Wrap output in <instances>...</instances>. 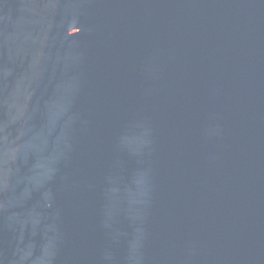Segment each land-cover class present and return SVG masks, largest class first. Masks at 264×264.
Instances as JSON below:
<instances>
[{
    "label": "water",
    "instance_id": "1",
    "mask_svg": "<svg viewBox=\"0 0 264 264\" xmlns=\"http://www.w3.org/2000/svg\"><path fill=\"white\" fill-rule=\"evenodd\" d=\"M0 264H264V0H0Z\"/></svg>",
    "mask_w": 264,
    "mask_h": 264
}]
</instances>
